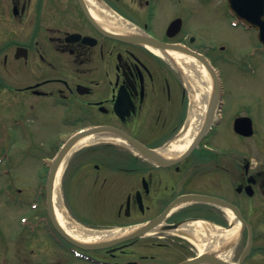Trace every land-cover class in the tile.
Here are the masks:
<instances>
[{"label":"flooded vegetation","instance_id":"flooded-vegetation-1","mask_svg":"<svg viewBox=\"0 0 264 264\" xmlns=\"http://www.w3.org/2000/svg\"><path fill=\"white\" fill-rule=\"evenodd\" d=\"M108 15L126 20L136 42L105 35ZM217 24L244 32L237 38L243 40V55L264 56L257 29L239 18L228 0H0V127L56 119L67 126L65 139L82 129L107 127L105 135L125 134L167 159H149L137 147L105 138L78 151L81 160L70 162L62 175V186L67 174L70 181L69 192L64 189L65 233L72 236L77 227L148 230L97 249L79 248L54 225L41 189L42 162L38 197L25 200L22 191L15 196V238L22 240L23 264H181L197 258L195 264H216L204 260L222 248L210 233L232 226L228 213L235 217L234 208L251 228V247L241 264H264V129L258 159L254 146L239 159L228 139L229 132L237 136L232 125L227 134H216L217 140L206 134L186 154H162L190 126L183 66L169 49L208 59L231 56L230 40L212 33ZM145 39L159 45L161 55ZM7 147L0 141V153L9 156ZM189 195L227 205L184 200ZM199 222L206 228L203 235L196 232ZM248 236V227H242L231 249L234 261ZM11 245L16 255L18 248ZM10 251L8 244V256Z\"/></svg>","mask_w":264,"mask_h":264},{"label":"rangeland","instance_id":"rangeland-1","mask_svg":"<svg viewBox=\"0 0 264 264\" xmlns=\"http://www.w3.org/2000/svg\"><path fill=\"white\" fill-rule=\"evenodd\" d=\"M212 33L217 37L221 35L230 40L229 42L234 53L228 57H216L212 59L213 66L219 72L222 83L221 98L217 109V113L221 112L220 120L210 132V136H213L217 140L216 134L220 132L227 134V126L231 125L232 119L234 122L235 114L252 116L251 118L256 125L255 127H257L256 129H264L263 57H248L243 55L244 51L239 50L243 40L238 41L237 38L243 39L246 35L238 29L231 30L225 24H217L212 29ZM186 85V90L190 93L189 100L191 103L193 99L191 97V90L188 88V82H186ZM201 108L200 105L196 107V111L199 112L198 115H200ZM18 124L20 128L11 127L9 124L6 125L5 130L2 128L3 126L0 127V141H2V145L8 146L7 150L10 156L8 161L4 162V165L9 170V174L5 176L0 174V264H8L10 260L12 261L11 264H23L24 258L22 240L21 238H15L17 230L15 228L14 217L19 212V209L14 201L6 199L5 190L12 187L18 193L22 191V196L25 200L33 197V199L37 198L39 193L37 194L36 189L42 183L41 175L38 172L43 168L42 161L43 159L47 161L51 157L57 149L56 145L60 144L63 139L62 136L65 135L67 129L64 123L58 122L56 119H47L43 123L27 122L24 127H22V122ZM192 129L193 127L191 126L190 130ZM6 131L8 132L7 135H5ZM231 135L233 134L229 132L228 139L232 138L233 143L239 149V159L244 158L247 151L246 147L251 146V142L255 138H241L235 134L232 137ZM221 141L224 142V139H221ZM254 145L253 143L252 146ZM26 148H31L35 152L31 154L22 153V150ZM76 153L71 155L70 162L81 160V156L79 157V154ZM20 154L26 158L21 157ZM254 156L256 157L255 159H258L260 156L256 149H254ZM68 176L69 174L65 176L63 181V187L65 186L67 192H69L68 188L70 185ZM12 188H10L11 191H14ZM62 198L64 204L66 202L64 194ZM67 198L70 200L69 194ZM12 242L18 248L16 255H13ZM7 243L11 247L9 256ZM230 254L232 255V253ZM11 258H15V260Z\"/></svg>","mask_w":264,"mask_h":264},{"label":"bare ground","instance_id":"bare-ground-1","mask_svg":"<svg viewBox=\"0 0 264 264\" xmlns=\"http://www.w3.org/2000/svg\"><path fill=\"white\" fill-rule=\"evenodd\" d=\"M104 26L112 31H118V32H126V28L122 23L117 21L114 17L108 15L105 21L103 22ZM168 54L177 62V64H180L183 66L185 70V74L188 79V83L191 89V97L193 99V102L191 104V112L189 115L188 120H190V125L193 127L192 130H190V127L186 131L185 135L180 141L174 142L169 145L166 151H163L164 156H173L176 154H179L182 152L186 146L189 144V142L192 140V138L195 136L196 131L199 129L200 125H202L204 113L207 106V101L211 95L212 92V80L211 75L205 67L197 62L194 58L184 55L182 53L176 52V51H169ZM201 106L200 109V115L198 111H196V107ZM198 115V116H197ZM103 136V137H102ZM98 138H105L112 140L119 144H124L122 139L119 137H116L111 134H91L84 136L77 140L69 152L64 156V158L61 160L59 167L57 169V172L55 174L54 183H53V207L55 210V214L61 225L65 226V217L63 215V208L61 205V188H60V177L61 173L68 162L69 156L72 152H74L76 149L89 144L93 141H95ZM240 228V224L237 222L235 226H233L231 229L228 230H219V232H211L210 236H217L220 240L221 239H229L232 236H235L237 231ZM206 230V228H205ZM204 227L201 222L197 223L196 225V232L199 235H203L204 233ZM122 233V230H114L111 232H105L99 231V233L94 232H87L81 228H76L73 231V235L75 238L83 243H91L95 241H100L101 239H105L110 236H115ZM202 248V247H201ZM229 251H225L222 253H219V257L223 260H229Z\"/></svg>","mask_w":264,"mask_h":264},{"label":"water","instance_id":"water-1","mask_svg":"<svg viewBox=\"0 0 264 264\" xmlns=\"http://www.w3.org/2000/svg\"><path fill=\"white\" fill-rule=\"evenodd\" d=\"M243 3H248V2H252L253 0H239ZM259 3H261V5H263L264 3V0H259ZM246 6V5H245ZM252 8H250L251 10H254L256 7L251 4ZM263 6H261V10H262ZM249 20H251L250 16H246ZM253 18V17H252ZM254 25H256L258 27V23L254 22L253 23ZM262 27V24H260V28ZM108 33V32H107ZM109 36L111 37H115V38H119V39H125V40H129V41H134V37L133 36H122V35H118V34H113V33H108ZM148 43L152 44L151 41H147ZM188 52V51H186ZM189 54L192 55L193 57H195L198 61H200L206 68L207 72L210 73L211 75V78H212V83H213V90H212V93H211V96L209 98V101H208V105H207V109H206V115H205V120H204V123H203V126L200 130V132L198 133V135L196 136L194 142L192 143L191 147L192 148L198 141L199 139L201 138L202 134H204L208 127H209V124L211 122V117H212V114L214 113V110H215V107L217 105V102H218V99H219V82H218V79H217V76L213 70V68L211 67V65L208 63V61L203 58L202 56H199L195 53H192L189 51ZM234 129L238 132V133H241L243 135H250L252 133V127H251V121L248 117H238L234 120ZM90 133V130L89 131H84L82 133H79L77 135H75L74 137L70 138L66 144L64 145V147L60 150V152L58 153L56 159L53 161L52 163V166H51V170H50V174H49V179H48V182H47V187H46V190H47V203H48V207L49 209L51 210V195H52V186H53V178L55 177V173L57 171V168L59 166V163L60 161L62 160V158L64 157V155L67 153V151L69 150V148L71 147V145L73 144V142L79 138V136L81 135H84V134H88ZM122 137L131 142L132 144H135V142L133 140H131L130 138H128L127 136L125 135H122ZM146 151L148 152H145V154H147V156L149 157H152V154L153 152H150L149 150L146 149ZM205 199H210V200H215L214 198H209V197H205ZM237 219L241 222V223H245L244 220L238 216ZM142 230H138L136 232H130L128 234H126L127 236H122L120 235L119 238L117 237L116 239H113V240H107V241H99V242H96V243H91V244H88V246H92V247H99V246H104V245H108V244H111V243H114V242H117V241H120V240H123V239H127V238H130L134 235H137L141 232ZM212 261H215L219 264H230L229 262H226V261H223V260H219L218 258H215V259H212ZM194 260L192 261H189V262H185L183 264H191L193 263Z\"/></svg>","mask_w":264,"mask_h":264}]
</instances>
